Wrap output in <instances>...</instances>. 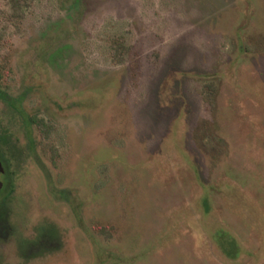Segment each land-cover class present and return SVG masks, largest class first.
<instances>
[{"label": "rangeland", "instance_id": "1", "mask_svg": "<svg viewBox=\"0 0 264 264\" xmlns=\"http://www.w3.org/2000/svg\"><path fill=\"white\" fill-rule=\"evenodd\" d=\"M26 4L0 0V264H264V0Z\"/></svg>", "mask_w": 264, "mask_h": 264}, {"label": "trees", "instance_id": "2", "mask_svg": "<svg viewBox=\"0 0 264 264\" xmlns=\"http://www.w3.org/2000/svg\"><path fill=\"white\" fill-rule=\"evenodd\" d=\"M8 3L10 5L9 6L8 21H11L13 18H19L22 15L23 6L27 5L26 0H8ZM7 26L8 25L4 24V22H3V24L0 27L1 28L0 44H6V38L1 36V35L6 34V27ZM0 98L3 99L4 101H6L7 104H9L11 107L16 108L18 100L16 101L15 98H11L10 96H8V97L4 96V93L2 92V90H0ZM30 121L32 123L37 124V126L42 125V122H43L42 120H40L39 122H36L34 120V118H31ZM221 245H224L225 247H226V245L232 247V241L231 240H223ZM224 250H225V252L227 251L228 256L235 257L234 254H232L230 250H228V249H224Z\"/></svg>", "mask_w": 264, "mask_h": 264}, {"label": "water", "instance_id": "3", "mask_svg": "<svg viewBox=\"0 0 264 264\" xmlns=\"http://www.w3.org/2000/svg\"><path fill=\"white\" fill-rule=\"evenodd\" d=\"M1 186H2V182H0V188H1Z\"/></svg>", "mask_w": 264, "mask_h": 264}, {"label": "flooded vegetation", "instance_id": "4", "mask_svg": "<svg viewBox=\"0 0 264 264\" xmlns=\"http://www.w3.org/2000/svg\"><path fill=\"white\" fill-rule=\"evenodd\" d=\"M0 182H2V181H0ZM3 184V183H2Z\"/></svg>", "mask_w": 264, "mask_h": 264}]
</instances>
